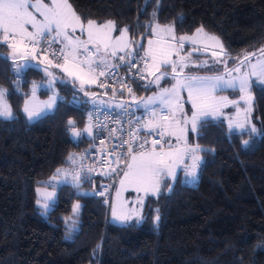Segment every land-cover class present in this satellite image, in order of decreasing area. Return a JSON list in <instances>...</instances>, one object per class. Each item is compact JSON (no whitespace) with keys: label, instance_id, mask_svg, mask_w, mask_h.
I'll return each mask as SVG.
<instances>
[{"label":"trees","instance_id":"1","mask_svg":"<svg viewBox=\"0 0 264 264\" xmlns=\"http://www.w3.org/2000/svg\"><path fill=\"white\" fill-rule=\"evenodd\" d=\"M144 1L70 0L82 18L115 21L131 35L134 29L143 34L153 21L173 25L177 34L203 25L234 57L264 47V0H149L146 6ZM7 53L0 46V86L8 90L15 119L0 118V264H264V84L252 86L258 134L230 131L223 119L199 126L189 135L202 149L195 183L187 182L183 170L174 181L164 178L159 195L146 200L142 220L118 225L109 221L103 195L76 194L88 193L82 184L57 186L56 202L46 216L41 213L36 189L50 186L68 155L92 141L74 143L66 128L73 118L83 130L89 103L75 84H60L63 99L55 110L29 121L22 103L42 71H26L16 91ZM74 95L79 104L71 101ZM110 179L100 178L99 184Z\"/></svg>","mask_w":264,"mask_h":264},{"label":"snow or ice","instance_id":"2","mask_svg":"<svg viewBox=\"0 0 264 264\" xmlns=\"http://www.w3.org/2000/svg\"><path fill=\"white\" fill-rule=\"evenodd\" d=\"M153 15L155 16V13ZM143 27L145 28L143 34L137 33L136 36L130 37L128 26L117 29L116 22L112 20L98 22L95 19L82 18L70 0H47V2L45 0H0V46L10 50V56L4 58L13 61L12 71L16 79L12 83L16 91L20 90V82L26 71L40 68L38 64L27 60L22 65L16 64L17 57L25 58L31 55L35 59L38 51L49 64L52 63V60L48 59L49 52L53 59L62 61L55 66L73 78L71 83L79 81L81 91L84 90L85 84H95L100 77H104L105 81L110 79L119 83L121 94L126 90L129 95H133L129 80H137V78L146 80L148 76L154 77L148 83L139 85L145 90L152 86L159 88L162 80L165 83L174 81L171 87L160 88L159 92L152 97L139 102L137 106L143 107L151 119L144 121L141 117H137L135 121L130 119L125 121L130 125L127 131L129 139L122 140L119 146L124 148L126 145V149L117 155L114 146L113 152L105 156L103 161L105 164L118 167L121 162H124V168L118 173L120 187L116 192L117 197L129 188L137 193H144V196H158L162 178L169 177L174 181L176 169L181 166L184 174L192 178L187 182L194 183L197 170L201 166L202 158L199 153L202 149L198 144L188 143L185 130L190 125L191 130L195 132L198 123L203 127L212 120L222 123L220 121V117L224 115L222 109L229 104L236 108V119L228 120L229 130H238L242 135L246 134L250 138L253 134H258L255 125L250 123L251 88L253 78L256 82L264 84V47L245 53L241 57H233L225 49L219 37L206 33L203 25L196 28L192 34L181 35L176 34L173 25L162 26L153 21ZM117 32L118 34L114 35ZM149 37H155V39ZM143 41H146V47ZM41 42L44 44L43 48L38 47ZM186 43L191 46L187 52L184 51ZM54 45L58 47L54 48ZM209 47L219 49L212 52L213 66L210 67L207 60L200 61L199 56L192 58L193 53L207 51ZM229 59L232 60L231 67L228 65ZM216 64L222 65L223 71L216 69L214 67ZM121 68L129 71L135 68L137 72L124 77L119 74ZM162 68L165 70L161 71ZM193 68H208L219 74L214 76H199L193 72L185 74V69ZM43 71L51 79L46 85H37L33 82L31 96L35 97L38 87H47L53 91V95L42 107L25 101L22 110L29 121L51 111L57 107V100L63 99L54 91L55 83L59 82L66 86L70 83L67 80H57L47 68ZM100 86L106 85L101 83ZM229 89L241 94L239 100L217 97L216 93ZM115 91L116 89L113 88V92ZM182 93L187 94V103L191 105L190 117L184 111L185 101ZM8 95V90L0 86V118L4 120L15 119L7 99ZM133 99H135L134 96ZM240 100H243L246 105L243 116L239 107ZM73 102L78 103L75 96ZM92 103L95 104L96 101ZM126 103H121L118 107L125 109ZM88 116L89 122L82 131L77 127L74 119L67 120L66 128L73 140L95 139L91 123L92 113ZM103 130L104 126H100L96 136H99ZM108 131L111 135L117 129H108ZM119 131L121 134L124 133L122 127ZM141 131H146L148 136L154 135L156 138L149 142L147 138L138 135ZM172 138L175 139V145L172 143ZM243 146H248V140H243ZM88 154L90 150L86 153ZM79 159L83 161L85 157L81 156ZM185 160L191 163L185 164ZM66 162L70 168L64 170L57 168L52 179L62 176L64 177L62 183L79 189L81 171L91 173L94 168L92 166L85 168L82 163L77 164V157L72 154L68 155ZM72 165H76V168H71ZM115 167L112 172H115ZM112 172L104 174L111 176ZM69 177L71 179H68ZM83 179L91 182L89 175H85ZM37 191L41 190L37 189ZM105 191L96 194L104 195ZM168 191L171 192L170 186ZM76 194L79 196L92 193L78 191ZM42 196L43 201L37 200V204L46 214L56 193L45 190ZM137 202L142 203V198ZM79 208V203L74 204L73 213H77ZM156 212L154 223L158 224L159 209ZM112 215L120 220L129 219L126 215L118 216L115 209ZM72 230L74 231L75 227Z\"/></svg>","mask_w":264,"mask_h":264},{"label":"rangeland","instance_id":"3","mask_svg":"<svg viewBox=\"0 0 264 264\" xmlns=\"http://www.w3.org/2000/svg\"><path fill=\"white\" fill-rule=\"evenodd\" d=\"M45 2H47V0H45ZM160 25L165 26V25H169V24H160ZM122 27H124V26H117V29L122 28ZM192 33H189V34H192ZM206 33L214 35L216 37H219L218 35L210 33V32H207V31H206ZM115 34H118V32L114 33V35ZM177 35H181V34H177ZM129 36L131 37V33L130 32H129ZM149 38L155 39V37H149ZM219 39L222 42L220 37H219ZM144 43H145V47H146L147 46L146 41H144ZM208 43L210 44L211 42H208ZM54 46L58 47V45H54ZM190 47L191 46L186 43L184 51L187 52L188 50H190ZM218 50H219L218 48L209 47L207 49V51H203L201 53H193V57L192 58L195 59L197 56H199V60L200 61L207 60L208 63H209V66L211 67V66H213V60H214V57H212V52L213 51H218ZM7 54H8V56H10V50L9 49H8V53ZM243 55H241V56H243ZM241 56H238V57H241ZM48 59L52 60L51 64H49L48 61L44 59V56L39 51L37 52L35 59H33L31 55H29V56H27L25 58H21L19 56L17 57V59L15 61L16 64L22 65L27 60L30 63L38 64L40 66L39 70L42 71V78L33 80L31 82L30 87H29L30 89H29L27 95H25V97H24V100H23V103H22V109L24 107V104H25L26 100L29 101V102L35 103L37 106L42 107L49 100V97L53 95V91L49 90L47 87H38L36 89V91H35V97L33 98L31 96V89H32L33 82H35L37 85H46L48 83V81L51 79V77H48L46 75V73L43 71V69L47 68L48 71L53 73V75L57 78V80H67V81H69L71 83L73 78L69 77L65 72L62 71L61 68H57L55 66L58 63H62V61L57 60V59H53V57H51L49 55H48ZM228 65H229V67L232 66V60L231 59L228 60ZM214 67L216 69H220L221 71H223V66L220 65V64H216ZM164 70L165 69H163V68L161 69V71H164ZM209 71L210 70L208 68H203V69H195V68H193V69H185V74H187L188 72H193L194 74L199 75V76H214V75L219 74V72H217V71H215V73H210ZM152 79H154V77L148 76L147 79L145 80V83H148ZM253 81H255V78H253ZM172 83H174V81H171L169 83H165V81L162 80L161 83H160L159 88L156 87V86H152L147 91L145 89H142L141 91L133 90V95H131L132 106H133L134 109H138L141 112V114H143L144 118L146 119L145 121L151 119V117L147 114L146 110L143 107H138L137 106L139 104V102L140 101H146L149 97H152L155 93L159 92L160 88L171 87ZM60 84L61 83H59V82L54 84V91L58 94L59 97H60V91H59V85ZM74 84L78 87L80 93L82 94L83 102H86L87 104L88 103L91 104L92 101L95 100L96 102H102V104H105V105H109V106H112V107H115V108H120V107H118V105L121 104L119 99L115 98V100L112 101L113 103L109 102V100H107V99L106 100L103 99V97L101 96L100 92L96 88L97 87V83H95V84H85L83 91L80 90L79 81H76ZM85 92H87V95H85ZM93 94H95V95H93ZM113 95H116V94L114 93ZM216 95H217V97H228L229 100H239V96L241 94L238 93V92H233L232 90L229 89V90L218 92V93H216ZM133 96L135 97V99H133ZM182 96H183L184 101H185V103H184V111L190 117L191 116V105L189 103H187V94L186 93H182ZM251 96H252V101H251V103H252V111H251V114H250V123L255 125V127L257 129V132H258L257 124H256L255 118H254V109H253L254 97H253L252 88H251ZM239 107L241 109V116H243V110L246 107L245 102L243 100L239 101ZM55 108L52 109L51 111H47L46 114H48L50 112H53L55 110ZM222 112L224 113V115L220 117V120L223 119L225 121V123L227 124V126H228V120L229 119H233V120L236 119V108L233 107L231 104H229L228 107L223 108ZM24 115L27 118L26 113H24ZM43 115H45V114H42L41 116H43ZM36 119H38V118H36ZM36 119H33V120H36ZM169 119H171V117H169ZM88 122H89V120H88V115H87L86 124ZM86 124L84 125V127L86 126ZM199 126H200V124L198 123L197 129H196L195 132H193L191 130L190 125L186 128L185 134L187 136V140H188L189 144H192V142L189 141V135L190 134L196 135ZM172 143L174 145L176 143L174 138H172ZM192 145H196V144H192ZM199 155L201 156V152L199 153ZM184 163L185 164H190L191 162L189 160H185ZM62 170H64V168ZM180 170H182V166L181 167H177L176 175L178 174V172ZM108 172H112V171H108ZM113 173L114 172H112V174ZM53 176H51V178L48 180V183H49L50 186L38 187L37 189H40L41 191H37V189H36L37 198H38V200H41V201H43V196H42V192L43 191H45V190L48 191V192L55 191V193H56V197H55L54 201L51 202V207L49 208V210L47 211L46 214L43 213L41 207L38 205V207L40 208L41 213L44 216H46L48 214V212L52 208L53 204L57 200V186H59L61 184H64V183H62L64 177L56 176V178L53 180L52 179ZM188 177L190 178L188 180L192 179L190 176H188ZM164 178H167V177H163L162 180ZM68 179H71V177H69ZM119 179H120V176L118 175L115 178V180L113 181V183H112L111 191H110V194H109L108 219H109V221L111 223L118 224V225H127V224H131V223H139L142 220V217H143V210H144L145 202L152 195L144 196V193H142V192L141 193H137V192L133 191L131 188H129L128 190L123 191L120 197H117L116 196V192H117V190L120 187ZM54 185H55V187H54ZM160 187H161V185H160ZM87 192L90 193L89 190H87ZM82 193H86V192L83 191ZM107 195H108V192H106L105 196H107ZM140 198H142V203H138L137 202ZM76 203H79V202H76ZM114 209H115V211H116L118 216L126 215V216L129 217V219L120 220V219H117V218L113 217L112 212H113Z\"/></svg>","mask_w":264,"mask_h":264},{"label":"built area","instance_id":"4","mask_svg":"<svg viewBox=\"0 0 264 264\" xmlns=\"http://www.w3.org/2000/svg\"><path fill=\"white\" fill-rule=\"evenodd\" d=\"M136 35V30L134 29L132 31L131 36ZM39 48H43L44 44L41 42V44L38 46ZM54 47V46H53ZM55 48V47H54ZM48 55L51 56L50 52ZM137 72V69H131L129 71L126 68H121L119 70L120 76L128 77L130 75H133ZM105 83V87H101L100 84ZM128 83L131 85V87L134 90L135 85L144 84L145 80H129ZM140 87V86H139ZM113 88L116 89L115 92H113ZM97 89L99 92L103 94H111L114 96V98L119 99L121 103L127 102L125 109L121 108H115L109 105H105L99 102L91 103L88 106L87 114L92 113L91 117V123L93 124V136L95 139H92L90 145L86 147L85 149L81 151H74L71 154L77 157V164H83L85 168L88 166H92L94 168V171L91 173H86L85 171H81V183L82 185H87L89 187V191H95L96 193H99L101 191L108 192V197L103 195L105 197V201H107V205L109 203V194L111 191L112 183L115 180V178L118 176V173L124 168V162H121L118 167H115L111 164H105L103 163L105 156L108 153L113 152V147L115 146L116 154L119 155L121 152H123L126 149V145L124 148H121L120 142L122 140L129 139L127 135V131L130 128V125L125 123L127 120L135 121L137 117H141L142 120H146L141 114V112L138 109H134L132 106L131 101V95L128 94L126 90H124L123 94H121L120 91V84L117 82H114L113 80H107L105 81L104 77H100L97 81ZM116 95H113V94ZM115 100V99H114ZM126 113H131L133 115H127ZM119 118V119H118ZM89 120V116H88ZM100 126H104L103 132L100 133L99 136H96V133L100 131ZM124 129V133L121 134L119 131L120 128ZM108 129H117V131L113 134H109ZM139 136L147 138L149 142H151L152 139L156 138L153 136H148L146 131H141L138 133ZM118 137V138H117ZM103 141V143H101ZM147 147V145H146ZM90 150V154L86 155ZM135 151V150H134ZM84 156L85 159L81 161L79 157ZM110 159V158H109ZM113 167H115V172L110 176L111 179L109 181H103L101 184H99L100 178H107L108 175H105L104 173H108V171H112ZM70 166L68 163H66V169H69ZM71 168H76V165H72ZM85 175H89L91 177V182L85 181L83 177ZM98 185L100 187L104 186L103 188H100L98 190Z\"/></svg>","mask_w":264,"mask_h":264},{"label":"water","instance_id":"5","mask_svg":"<svg viewBox=\"0 0 264 264\" xmlns=\"http://www.w3.org/2000/svg\"><path fill=\"white\" fill-rule=\"evenodd\" d=\"M149 0H145L144 1V6H146V4H147V2H148ZM139 39V38H138ZM75 96V95H74ZM73 96V97H74ZM73 97L71 98V101L73 102ZM76 101H78V103H76V104H79V102H80V100H79V95H76ZM69 119H73V118H69ZM69 138H70V140L72 141V142H74V143H77L79 140H73L72 139V137L69 135Z\"/></svg>","mask_w":264,"mask_h":264},{"label":"crops","instance_id":"6","mask_svg":"<svg viewBox=\"0 0 264 264\" xmlns=\"http://www.w3.org/2000/svg\"><path fill=\"white\" fill-rule=\"evenodd\" d=\"M116 61H114V63H115ZM103 99L104 100H106L107 98H105V97H103ZM108 100V99H107ZM109 102H111V103H113L112 101H109ZM99 103H102V102H99ZM64 169H66L65 167H64ZM188 177V176H187ZM188 179H190L189 177H188ZM197 180V179H196ZM195 183V182H194ZM80 191H82V190H80Z\"/></svg>","mask_w":264,"mask_h":264}]
</instances>
